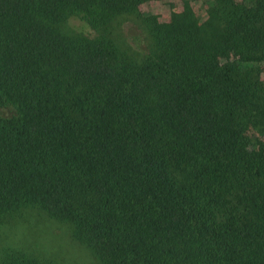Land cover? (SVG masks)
Masks as SVG:
<instances>
[{
    "label": "trees",
    "instance_id": "obj_1",
    "mask_svg": "<svg viewBox=\"0 0 264 264\" xmlns=\"http://www.w3.org/2000/svg\"><path fill=\"white\" fill-rule=\"evenodd\" d=\"M205 2L224 32L134 7L140 54L89 2L0 0V229L35 212L99 264H264V5ZM30 254L0 244L62 264Z\"/></svg>",
    "mask_w": 264,
    "mask_h": 264
},
{
    "label": "rangeland",
    "instance_id": "obj_2",
    "mask_svg": "<svg viewBox=\"0 0 264 264\" xmlns=\"http://www.w3.org/2000/svg\"><path fill=\"white\" fill-rule=\"evenodd\" d=\"M261 1L264 5V0ZM88 2L92 5L95 19L101 16L105 18V13L113 20L121 19L110 23L116 24L112 30L117 34L120 44L140 54L136 40L139 44L148 40L140 23L141 15L150 17V22H147L153 27L154 35H157L159 27L165 29L161 24L168 21L172 26L177 24L186 27L185 30L197 25L200 31L212 29L210 33L224 32L223 18L219 15L221 5L205 0H83L85 4ZM134 7L138 8L141 15L134 11ZM211 21L215 23L213 27L210 26ZM67 25L89 38L96 36L94 29L76 16L69 17ZM260 79L264 84V67ZM6 226L0 229L1 246L29 250L30 255L54 258L62 264H99L86 246L70 237L65 225L38 217L35 212H27Z\"/></svg>",
    "mask_w": 264,
    "mask_h": 264
}]
</instances>
